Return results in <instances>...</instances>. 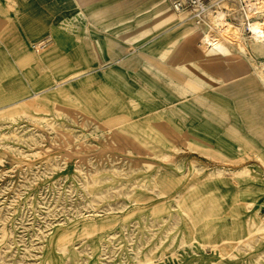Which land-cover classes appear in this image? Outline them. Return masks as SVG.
<instances>
[{
    "label": "rangeland",
    "instance_id": "obj_1",
    "mask_svg": "<svg viewBox=\"0 0 264 264\" xmlns=\"http://www.w3.org/2000/svg\"><path fill=\"white\" fill-rule=\"evenodd\" d=\"M62 1L0 0V264H264V236L239 229L264 192L234 203L264 187L250 77L223 86L178 48L151 50L171 40L166 0ZM243 167L252 178L232 181Z\"/></svg>",
    "mask_w": 264,
    "mask_h": 264
},
{
    "label": "bare ground",
    "instance_id": "obj_2",
    "mask_svg": "<svg viewBox=\"0 0 264 264\" xmlns=\"http://www.w3.org/2000/svg\"><path fill=\"white\" fill-rule=\"evenodd\" d=\"M158 1L164 6V0ZM166 2L171 11L167 13V19L174 22L158 36L177 32L174 43L177 41L187 42L193 40L197 41L199 45H209L212 42L211 49L216 51L218 53V59L224 62L240 59V55L233 51V48L238 46V44H236L238 41L237 37L244 36L245 39L250 42V45L264 47V0H218L214 7L208 8L199 15H192L187 11L175 12L171 8L169 0H166ZM161 9L160 7L159 12L162 11ZM232 15L235 16L237 22L232 21ZM241 28H244L245 35L241 31ZM145 32L146 31H142L134 34L135 38H137L136 40H141L146 37L144 36ZM155 38H157V36L151 37L147 42L153 43ZM144 44H140V46ZM56 48L54 44L49 43V45L40 52V55L47 57L52 51H55ZM133 59V62L137 63L141 59V56L136 55ZM79 73L80 74L70 76L66 80L73 79L84 72ZM259 75L263 77L262 74L259 73ZM230 82L231 81L225 82L224 85L226 86L230 84ZM41 91L43 92V90L33 92L24 99L23 103L32 101L33 98L42 93ZM245 109L248 110L247 105ZM157 134L162 138L160 133ZM185 142L192 143L187 140L183 141V144ZM257 157L262 164V168H264V160L261 159L259 155H257ZM250 178H252V176L247 167L234 171V174L231 176L232 181ZM263 192L264 187H257L254 192L255 195L249 200L245 198L244 192L238 193L239 195L236 196L234 203L238 206L241 205L243 209H248L260 196H262ZM259 207L260 204L253 213L248 215L243 222L239 223L240 233H244L245 235L259 234L264 236V219L259 213Z\"/></svg>",
    "mask_w": 264,
    "mask_h": 264
},
{
    "label": "crops",
    "instance_id": "obj_3",
    "mask_svg": "<svg viewBox=\"0 0 264 264\" xmlns=\"http://www.w3.org/2000/svg\"><path fill=\"white\" fill-rule=\"evenodd\" d=\"M62 6H71V7H76V3L74 2V0H63L62 1ZM56 5V3H55ZM120 21L122 20V18L119 16L118 18ZM176 34L177 32H171L168 33L167 35H161V37L159 36V38H162L164 36H170V41L164 46L162 45L163 42L157 44V45H152L153 47L150 46L151 50L154 49H165L167 46V50L171 51L173 48H178V51L181 54V57L183 58V60L187 63L189 62H196L199 65L204 66L205 68L210 69L212 75H210V78H214L217 80V82L220 85L225 86V82L231 81V83H233L235 76H246V77H250L247 78L249 80V83H251V90L250 93L252 94V101H246V105L248 110H252V108L254 107V101L259 100L262 103V108L264 110V74L262 71H256V75L255 77H251L249 76V72L247 71V67L245 66V62L248 61V57L245 55V47L246 45H238L237 47L233 48V51L235 53H237L238 55H240V59H237L236 61H228V62H224L220 59H218V53L214 50H212L211 48V44L209 45H199L197 44V41H183V42H176L175 38H176ZM158 37V36H157ZM172 37V38H171ZM237 38H243L245 39V37H237ZM158 38H155V40ZM155 40L153 41V43L155 42ZM246 41V39H245ZM248 41V40H247ZM250 44V43H249ZM56 46H58V44L56 43ZM195 46V47H194ZM252 48L262 51L264 53V47L262 46H253L250 45ZM136 56V55H134ZM133 56V57H134ZM134 61V60H133ZM132 61V62H133ZM260 74H262L263 77H260ZM184 93V90H182ZM181 102H178L180 104L178 105H184L186 103H188L189 101V97L187 95H182L181 97ZM181 105V106H182ZM263 117H264V111H263ZM264 120V118H263ZM179 125V124H177ZM180 126V125H179ZM181 129V126H180ZM185 139V138H184ZM187 140V139H186ZM190 142V141H189ZM205 192L207 191V187H204ZM224 191V190H223ZM222 191V192H223ZM219 191H216V193ZM226 193H229L228 191ZM229 197V196H228ZM227 197V198H228ZM224 205L227 203V201H223Z\"/></svg>",
    "mask_w": 264,
    "mask_h": 264
},
{
    "label": "built area",
    "instance_id": "obj_4",
    "mask_svg": "<svg viewBox=\"0 0 264 264\" xmlns=\"http://www.w3.org/2000/svg\"><path fill=\"white\" fill-rule=\"evenodd\" d=\"M218 0H169L171 8L175 12L187 11L192 15H199L208 8L215 6ZM261 215L264 219V206L261 209Z\"/></svg>",
    "mask_w": 264,
    "mask_h": 264
}]
</instances>
